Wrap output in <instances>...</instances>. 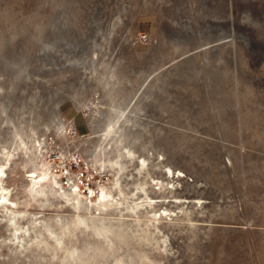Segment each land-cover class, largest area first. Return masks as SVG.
I'll return each mask as SVG.
<instances>
[{
    "label": "rangeland",
    "instance_id": "1",
    "mask_svg": "<svg viewBox=\"0 0 264 264\" xmlns=\"http://www.w3.org/2000/svg\"><path fill=\"white\" fill-rule=\"evenodd\" d=\"M0 162V264H264V0H0ZM63 164L176 215L98 236L31 189Z\"/></svg>",
    "mask_w": 264,
    "mask_h": 264
},
{
    "label": "bare ground",
    "instance_id": "2",
    "mask_svg": "<svg viewBox=\"0 0 264 264\" xmlns=\"http://www.w3.org/2000/svg\"><path fill=\"white\" fill-rule=\"evenodd\" d=\"M145 162L146 161L144 160L141 161L142 164H144ZM4 172H5L4 163L0 162V182H1V176H3ZM28 172H29L28 175L30 176V181H31L30 182L31 189H34L36 193L42 194L43 196L46 195L47 197L48 187H50L51 195L54 197H57L58 200L64 202V204L72 208L75 212V216H76L75 218L77 219V221L80 224H82L84 227L93 229L95 234H97L98 236H100L106 228H109V226L108 227L105 226L106 228H104L103 226L99 225L100 223L99 224L95 223L97 222V220H100V219L101 221L103 220V218H99L97 216V213L98 214L108 213L110 211H113V212L117 211V213H120V215L121 214L125 215L126 212L127 214L129 212L131 213H150L154 222H159V220L161 219L163 215H166V216L176 215L175 212H171L167 208L154 207V203L159 202L161 199H158V196H155V195L152 196L148 194L147 189H145L143 186H142L143 188L141 189L142 191L141 196L145 197L144 198L145 200L143 199L142 202L134 201L132 204L124 203L123 205V199L119 197L120 195L118 194L119 195L118 197L115 196L111 192L107 191L106 187L104 186H100V190H98L97 192H95L93 188L88 187L89 196L87 197V200L83 202L82 195L80 194V191H81L79 189L80 187L72 183L70 188L66 189L64 183L59 182L55 174L54 175L51 174V171L48 166L46 167V169L41 170V171H38L37 169H31ZM167 172L170 175V177H176V176L179 177L180 175H182L180 171L173 170L170 166L167 167ZM48 181L50 182L49 185L47 184ZM155 182H156L155 185L159 183L162 184V181L160 182L155 181ZM158 188L160 190L162 188V185H160ZM0 190H1L0 208L3 209L6 213L9 212L8 219L13 220L15 218L13 211H8V207L12 202L3 193L5 191V188L3 186H0ZM46 201H50V199L47 197ZM173 202H176L179 204L181 202H185V200L174 199ZM82 210L88 211L89 216H86L85 213L82 214L81 212ZM93 210H96V213H94L96 215H92ZM13 235L15 238H18V235H16V233H14Z\"/></svg>",
    "mask_w": 264,
    "mask_h": 264
},
{
    "label": "built area",
    "instance_id": "3",
    "mask_svg": "<svg viewBox=\"0 0 264 264\" xmlns=\"http://www.w3.org/2000/svg\"><path fill=\"white\" fill-rule=\"evenodd\" d=\"M141 39L146 41L147 37L144 36V35H142ZM71 130H72L71 133H72V134H75V130H74L73 128H71ZM73 164H74L75 167H76V178L82 180V179L85 177V170H84V167H82L81 164H80V162L77 161L76 159H75V161H74V158H73ZM67 169H68V167L66 166V164H63L62 167H61V171H62V172L65 171L66 175L64 174L63 176H60V177H59L60 180H61V182H63V183H66L67 176L69 175V171H68ZM66 171H67V172H66ZM69 177H70V176H68V179H69ZM82 181H83V180H82ZM86 184H87V183H86ZM79 187H80V186H79ZM81 188H82V187H80V189H81ZM87 189H88V185H86V188L84 187L83 191L85 190V191L87 192Z\"/></svg>",
    "mask_w": 264,
    "mask_h": 264
},
{
    "label": "water",
    "instance_id": "4",
    "mask_svg": "<svg viewBox=\"0 0 264 264\" xmlns=\"http://www.w3.org/2000/svg\"><path fill=\"white\" fill-rule=\"evenodd\" d=\"M243 37H244L245 40L249 39V36H247V35H243Z\"/></svg>",
    "mask_w": 264,
    "mask_h": 264
}]
</instances>
